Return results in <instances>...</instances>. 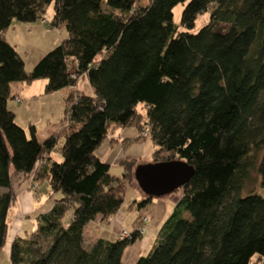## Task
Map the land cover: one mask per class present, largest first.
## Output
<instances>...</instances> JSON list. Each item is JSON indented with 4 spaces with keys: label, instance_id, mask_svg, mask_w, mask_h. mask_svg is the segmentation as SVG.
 Listing matches in <instances>:
<instances>
[{
    "label": "trees",
    "instance_id": "1",
    "mask_svg": "<svg viewBox=\"0 0 264 264\" xmlns=\"http://www.w3.org/2000/svg\"><path fill=\"white\" fill-rule=\"evenodd\" d=\"M49 9L43 24L66 36L26 72L6 33L14 21L42 22ZM204 12L209 22L188 32ZM82 75L92 94L64 95L62 136L38 141L33 125L28 137L15 124L7 107L13 83L44 80L48 95ZM125 128L136 137L123 148L147 139L151 163L193 169L153 250L134 264H249L255 256L264 264V0H0V248L15 175L60 194L32 234L12 241L9 264H121L123 248L140 238L135 231L86 245L84 229L123 203L131 166L112 176L95 151ZM255 181L261 192L247 189ZM138 190L137 206L150 204Z\"/></svg>",
    "mask_w": 264,
    "mask_h": 264
},
{
    "label": "rangeland",
    "instance_id": "2",
    "mask_svg": "<svg viewBox=\"0 0 264 264\" xmlns=\"http://www.w3.org/2000/svg\"><path fill=\"white\" fill-rule=\"evenodd\" d=\"M106 1V0H104ZM148 0H138L141 6L146 5ZM183 5L178 4L173 9V21L175 24H179L180 15ZM51 10L47 12L46 17L49 20ZM210 20L209 12H204L197 16L194 26L188 32L196 33L200 28L205 26ZM44 25L42 22L37 21L34 23H19L12 22L11 28L6 33V40L9 44L15 46L17 52L20 54L24 61V68L26 72H29L33 66L50 50L54 48L53 41L60 36H63L64 31H53ZM44 80H37L30 84L20 83L19 87L11 86L12 98L7 103L8 109L13 112L15 118V124L25 130L29 137V125H33L35 128V136L38 141H42L47 138L51 133L55 135L61 134L68 126V120L63 115L64 104L63 97L66 94L71 93L76 95L77 93H84L91 95L92 90L89 86L86 76L82 75L77 80L75 87L65 90V92L57 91L52 94H44ZM22 87V89H21ZM60 136V135H59ZM145 136V134H144ZM136 137V131L133 128L117 129L113 136H110L105 140L95 151L96 156L104 163L109 165V173L115 177H121L124 173V167L126 165L131 166L130 178L126 183V190L124 193L123 203L118 212L113 215L107 222H100V218L97 217L94 221L88 224L89 229H86L84 240L86 245H90L91 241L96 237H102L113 243L117 241V236L122 231L128 233L134 232L136 226L142 225L143 218H147L148 223L146 225V233L140 236L135 242L127 243L123 248L122 264H132L134 256L140 254V256H147L157 243V235L162 227L164 221L170 216L175 206V199L181 196V190L174 191L161 198H153L150 204L145 207H138L137 203H140L143 199V195L138 190L136 181L134 180V174L136 170L151 163V154L154 150V146L149 140H145L141 143H133L123 148L121 141L124 139H133ZM115 139V143L109 144V139ZM63 138L61 137L52 153L50 154L51 160L55 162L61 161L60 147L62 145ZM47 155H43L37 167L44 164ZM16 179V175L14 176ZM31 182H36L34 179H29V191L37 209L36 216L38 217L42 212H48L54 205L55 200L60 198V194H52L48 183H40L36 189ZM255 182L247 186L248 190H254L261 192L258 184ZM16 184V182H15ZM264 195V190H263ZM18 204L12 205L7 215V238L6 243L0 248V264H9V252H10V238L15 233V228L20 222V215ZM27 222L23 226V231L20 232L19 237H25L30 235L37 229V219H33L35 214L27 211ZM69 213L66 212L63 222H67ZM29 220V221H28ZM138 222V223H137ZM32 223V226L29 224ZM137 226V227H138ZM150 240V243L148 242ZM249 264H260L258 258L253 257Z\"/></svg>",
    "mask_w": 264,
    "mask_h": 264
},
{
    "label": "water",
    "instance_id": "3",
    "mask_svg": "<svg viewBox=\"0 0 264 264\" xmlns=\"http://www.w3.org/2000/svg\"><path fill=\"white\" fill-rule=\"evenodd\" d=\"M193 169L185 162L150 163L139 167L134 179L142 193L151 198H161L189 182Z\"/></svg>",
    "mask_w": 264,
    "mask_h": 264
},
{
    "label": "crops",
    "instance_id": "4",
    "mask_svg": "<svg viewBox=\"0 0 264 264\" xmlns=\"http://www.w3.org/2000/svg\"><path fill=\"white\" fill-rule=\"evenodd\" d=\"M53 31H57V32H59V31H61V30H56V29H54ZM63 36H60L59 38H56L54 41H53V45H57V44H59L60 43V41L63 39V38H65V36H66V33L64 32V34H62ZM54 46V47H55ZM11 86H15V88H17V87H19L20 86V83H13ZM19 89H20V87H19ZM21 89H22V87H21ZM68 89V88H67ZM67 89H64V90H62V92H65V90H67ZM50 158H51V156H50ZM39 162V161H38ZM42 162H44V161H42ZM38 164V163H37ZM41 166V165H40ZM39 166V167H40ZM15 182H16V184H15ZM32 184H33V186H34V188L32 189V190H34V189H36L37 188V186L39 185V183L38 182H31ZM30 183H29V180H23V177H22V175L21 174H17L16 175V179L15 178H13V188H14V190H15V193H16V200H15V203L13 204V205H16V204H18V206H19V212L21 213V215H20V217H21V219H20V222H19V224H17V227L15 228V233H14V235H12V238H10V243L14 240V239H17V238H26V237H28L29 235H27V236H25V237H19V235H20V232L21 231H23V226L25 225V223L27 222V220H26V218L28 217V215L26 214V212L27 211H30L32 214L34 213L35 214V217H33L32 216V220H30V222H32L33 221V219H37V216H36V213H37V209L35 208V203H34V201H33V199H32V196H31V194L30 193H28V192H30L29 191V187H30V185H29ZM178 200V198L177 199H175L174 201H175V203H176V201ZM9 210H10V208H9ZM8 210V211H9ZM43 213H46V212H42V213H40V214H43ZM7 215H8V213H7ZM8 218V217H7ZM29 221V220H28ZM101 222V221H100ZM107 222V221H106ZM102 223V222H101ZM138 223V222H137ZM31 226H32V223H29ZM147 225V224H146ZM138 226V225H137ZM137 226H136V228H134L135 230L137 229ZM89 229V227H88V225L85 227V229H84V235H85V232H86V229ZM134 230V231H135ZM145 230H146V226H145ZM33 233V232H32ZM32 233H30V234H32ZM146 233V232H145ZM145 235V234H144ZM143 235V236H144ZM98 239H104V238H100V237H96V238H94V240L93 241H91L90 243H93V242H95L96 240H98ZM104 240H106V239H104ZM109 241V240H108ZM149 243H150V240L148 241ZM123 256L124 255H122V258H123ZM139 257H141L140 256V254H138L137 256H134L133 257V259L134 260H132V264H134L135 263V261L139 258ZM121 258V259H122ZM123 260V259H122ZM121 260V261H122ZM122 264V263H121Z\"/></svg>",
    "mask_w": 264,
    "mask_h": 264
},
{
    "label": "built area",
    "instance_id": "5",
    "mask_svg": "<svg viewBox=\"0 0 264 264\" xmlns=\"http://www.w3.org/2000/svg\"><path fill=\"white\" fill-rule=\"evenodd\" d=\"M48 21V18L45 17L42 20V23H46ZM148 223L147 218H143L142 220V225L138 226L137 229L135 230V232L138 234V236H142L145 234L146 230H145V226ZM118 240H129L131 239V233H128L127 231H122L120 234H118L117 236Z\"/></svg>",
    "mask_w": 264,
    "mask_h": 264
}]
</instances>
